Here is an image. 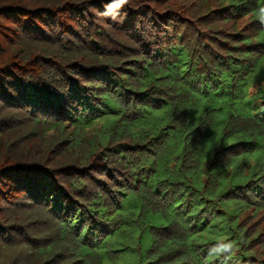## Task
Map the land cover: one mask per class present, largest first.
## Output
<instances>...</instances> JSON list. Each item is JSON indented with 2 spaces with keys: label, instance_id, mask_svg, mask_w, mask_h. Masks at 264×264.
<instances>
[{
  "label": "trees",
  "instance_id": "obj_1",
  "mask_svg": "<svg viewBox=\"0 0 264 264\" xmlns=\"http://www.w3.org/2000/svg\"><path fill=\"white\" fill-rule=\"evenodd\" d=\"M0 264H264V0H0Z\"/></svg>",
  "mask_w": 264,
  "mask_h": 264
}]
</instances>
